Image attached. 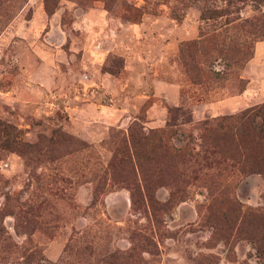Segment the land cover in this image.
I'll list each match as a JSON object with an SVG mask.
<instances>
[{
    "label": "rangeland",
    "instance_id": "1",
    "mask_svg": "<svg viewBox=\"0 0 264 264\" xmlns=\"http://www.w3.org/2000/svg\"><path fill=\"white\" fill-rule=\"evenodd\" d=\"M255 19L264 0H0V264H261L221 212L264 206L262 174L193 163L154 209L132 204L122 159L108 173L132 124L196 150L204 122L264 103V35L246 61L220 51Z\"/></svg>",
    "mask_w": 264,
    "mask_h": 264
},
{
    "label": "trees",
    "instance_id": "2",
    "mask_svg": "<svg viewBox=\"0 0 264 264\" xmlns=\"http://www.w3.org/2000/svg\"><path fill=\"white\" fill-rule=\"evenodd\" d=\"M226 14L227 12L223 9L201 10L202 19L221 17ZM234 21L235 19H225V25ZM245 26L252 27L253 38L231 41L224 48L221 47L220 51L224 58L236 62V56L237 61L240 58L238 55H244L242 57L244 61L251 57L246 52L251 50L254 41L264 35V31L261 30L264 28V21L259 19L253 22L245 21L240 27ZM207 38L213 42L218 39V34H210ZM199 48L202 49V45ZM233 79L236 82L241 81L238 77ZM169 113H172L170 108ZM170 125L167 123L166 128L145 132L142 126L132 124L117 139L115 153L119 156L108 165V173L112 177L114 162L118 159L123 160L126 171L124 174L117 175L115 170L114 176L117 175L130 190L133 205H136L140 199L142 202H148V206L155 209V187L167 184L183 186L188 181L186 169L193 163L208 169L215 168L219 174L226 160H237L238 171L242 176L251 173H260L264 176V103L247 108L236 115L222 116L211 122H204L200 130V143L196 150L188 149L186 146H176L172 142ZM145 147L152 148L160 156L161 162L151 165V161L142 156V149ZM240 162L243 163L240 164ZM164 179L165 181H162ZM104 186L105 182L98 181L93 192L95 201L97 193L104 191ZM230 202L235 205L234 213L221 212L223 223L233 228L237 234H242V237L249 239L254 245L261 264H264V206L245 207L235 198ZM219 223L221 224L217 222Z\"/></svg>",
    "mask_w": 264,
    "mask_h": 264
}]
</instances>
